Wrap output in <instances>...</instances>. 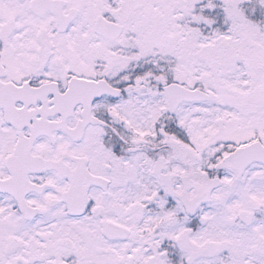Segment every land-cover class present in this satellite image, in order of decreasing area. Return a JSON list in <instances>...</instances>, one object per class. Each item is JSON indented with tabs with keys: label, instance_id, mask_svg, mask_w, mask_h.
<instances>
[{
	"label": "snow or ice",
	"instance_id": "1",
	"mask_svg": "<svg viewBox=\"0 0 264 264\" xmlns=\"http://www.w3.org/2000/svg\"><path fill=\"white\" fill-rule=\"evenodd\" d=\"M0 264H264V0H0Z\"/></svg>",
	"mask_w": 264,
	"mask_h": 264
}]
</instances>
